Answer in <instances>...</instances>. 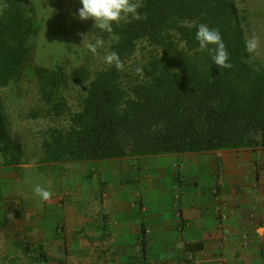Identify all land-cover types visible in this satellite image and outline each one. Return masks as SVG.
I'll use <instances>...</instances> for the list:
<instances>
[{
	"label": "trees",
	"instance_id": "1",
	"mask_svg": "<svg viewBox=\"0 0 264 264\" xmlns=\"http://www.w3.org/2000/svg\"><path fill=\"white\" fill-rule=\"evenodd\" d=\"M139 4V20L129 15L112 24L113 33L101 30L123 63L141 42L151 46L143 79L124 86V72L114 65L91 79L86 65L66 73L34 64L32 38L39 32L35 9L28 0H4L0 87L19 82L32 71L42 100L32 115L70 117L68 128L53 127L43 139L40 170L66 161L264 147V68L248 59L236 2L141 0ZM201 23L219 30L230 69H221L210 52L200 48L196 32ZM86 80L81 109L72 111L63 92L70 83ZM24 155L0 103V165L17 167Z\"/></svg>",
	"mask_w": 264,
	"mask_h": 264
},
{
	"label": "crops",
	"instance_id": "2",
	"mask_svg": "<svg viewBox=\"0 0 264 264\" xmlns=\"http://www.w3.org/2000/svg\"><path fill=\"white\" fill-rule=\"evenodd\" d=\"M125 158L147 167L103 218L83 196L43 201L0 167V264H264V147Z\"/></svg>",
	"mask_w": 264,
	"mask_h": 264
},
{
	"label": "rangeland",
	"instance_id": "3",
	"mask_svg": "<svg viewBox=\"0 0 264 264\" xmlns=\"http://www.w3.org/2000/svg\"><path fill=\"white\" fill-rule=\"evenodd\" d=\"M35 9L39 32L32 38L36 45L34 64L44 65L68 73L73 67L86 65L92 79L95 74L109 66L103 57L112 52V40L104 38L101 30L94 27V20L81 21L78 10L82 7L80 0H28ZM240 11L241 23L245 38L257 35L260 40L258 51L248 59L257 67L264 68V0H234ZM140 3L141 0H132ZM4 0H0V14ZM128 18V17H127ZM122 19L120 22L127 20ZM83 34V35H81ZM87 41L95 42L103 39L104 45L98 48V54L93 55L83 45L84 36ZM151 46L141 42L136 53L124 62V77L122 82L128 86L130 81L139 79L135 73L136 67L143 68L147 63L148 50ZM89 80L80 83H70L64 90V95L72 111L81 109L82 100L86 94ZM38 83L32 71L19 82H12L8 86L0 87V103L7 118L11 134L18 138L24 146L23 163L17 167L0 165L10 175L16 187L21 186L25 192H34L36 185L48 188L52 198L59 196L60 205L65 195L83 196L84 205L99 217H110L104 212V203L109 205L115 200L118 189L136 188L141 183V170L147 167L143 158L103 159L88 162L66 161L56 168L40 170L39 158L42 156V142L53 127L68 128L70 117L63 115L50 117L49 115L33 116V111L42 105L38 91ZM2 161V157L0 156ZM13 179V180H12ZM51 181L49 186L46 181ZM85 190L83 192V190ZM82 190V191H81ZM56 193V194H55ZM64 196H61V195ZM80 194V195H78ZM133 198L131 201H134ZM136 202V201H135ZM101 205V209L99 208ZM102 235L99 234V237ZM97 238L98 236H89ZM105 237V236H104Z\"/></svg>",
	"mask_w": 264,
	"mask_h": 264
},
{
	"label": "clouds",
	"instance_id": "4",
	"mask_svg": "<svg viewBox=\"0 0 264 264\" xmlns=\"http://www.w3.org/2000/svg\"><path fill=\"white\" fill-rule=\"evenodd\" d=\"M82 7L78 10V18L81 21L89 19L94 20V27L98 28L109 34L113 33L112 24L119 23L122 19H126L129 15L133 19H140L138 8L141 7L139 3H134L132 0H80ZM6 8L7 5H4ZM83 35V34H81ZM87 36H84L83 45L93 55L98 54V48L104 45L103 39H96L95 42L87 41ZM196 40L199 42L200 48L207 49L212 57L213 62L218 65L221 69H230L231 63H228V51L226 45L223 42V38L218 29H212L207 24L201 23L198 26L196 32ZM209 45H214L213 48H208ZM260 46L259 37L253 34L250 38L245 39L246 51L253 56L257 53ZM106 64L115 66L118 71L124 70V63L122 62L119 54L115 51L108 52L104 57ZM135 73L143 79V69L141 67L135 68ZM254 139L260 140L261 136L250 133ZM50 186L51 181H46ZM34 192L43 201H49L52 198L53 193L42 185H36ZM260 231V229H258Z\"/></svg>",
	"mask_w": 264,
	"mask_h": 264
},
{
	"label": "built area",
	"instance_id": "5",
	"mask_svg": "<svg viewBox=\"0 0 264 264\" xmlns=\"http://www.w3.org/2000/svg\"><path fill=\"white\" fill-rule=\"evenodd\" d=\"M214 192L216 193V189H214ZM28 255H29V257H31L33 259L34 258L38 259L41 257V250L40 249H33L32 251H30V253Z\"/></svg>",
	"mask_w": 264,
	"mask_h": 264
}]
</instances>
